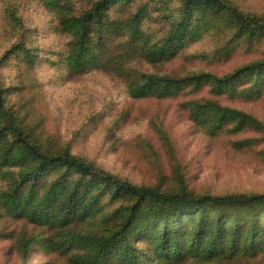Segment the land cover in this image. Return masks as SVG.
I'll use <instances>...</instances> for the list:
<instances>
[{
	"label": "rangeland",
	"instance_id": "374dc122",
	"mask_svg": "<svg viewBox=\"0 0 264 264\" xmlns=\"http://www.w3.org/2000/svg\"><path fill=\"white\" fill-rule=\"evenodd\" d=\"M97 1L0 0V80L12 108L25 115L26 126L43 140L53 139L78 159L132 184L171 193L186 188L195 195L264 194V78L256 81L255 76H247L233 92L213 89V83L207 82L196 92L188 91V87L166 97L139 96L130 84L151 75H209L211 78L206 79L210 81L212 77L223 78L251 62L264 60V40L251 48L232 50L224 57L220 49L230 35L198 25L197 14L191 16L184 34L172 36L181 18L179 1L121 0L108 5L103 23L92 25L90 31L95 43H127L126 77L117 76L113 70L72 72L68 63L77 48L72 18L83 16ZM233 1L246 13L264 15V0ZM135 25L148 40L146 51L173 45L164 62L152 63L128 45ZM135 43L139 45L138 40ZM257 86L259 93L251 90ZM189 100L217 101L257 122L233 131L231 124L223 129L207 122L200 125L190 117L186 107ZM64 174L62 169L49 172L39 181L34 199L53 185L59 188V194L73 191L75 175ZM23 188L18 168L0 162V264H76L72 257L85 252V246L57 251L47 241L50 228L8 214L5 199L17 190L27 191ZM82 192V208L69 225L70 233L80 237L106 233L113 212L131 204L98 193L95 188ZM259 214L264 222V209ZM231 215L239 222L251 216L205 206L191 215L186 212L175 219V224L188 225L194 217L195 222L189 225L195 231L203 219L215 223L223 219V224L231 225ZM63 238L51 229V239ZM200 239L199 247L209 243L205 232ZM136 243L141 264H168L152 253L145 241L139 238ZM208 253L182 264H227ZM242 264H264V255Z\"/></svg>",
	"mask_w": 264,
	"mask_h": 264
},
{
	"label": "trees",
	"instance_id": "16d2710c",
	"mask_svg": "<svg viewBox=\"0 0 264 264\" xmlns=\"http://www.w3.org/2000/svg\"><path fill=\"white\" fill-rule=\"evenodd\" d=\"M119 1L121 0H99L83 16L72 18L77 48L68 63L70 71L80 73L93 69L113 70L117 76L126 77L124 57L127 56V43L120 46L109 40L95 43L90 31L92 25L103 23L105 8ZM177 1L181 4V18L171 31L173 37L184 34L191 16L197 14L198 25L204 28L209 26L215 33L230 35L220 47L224 57L232 50L243 46L251 48L264 40V15L246 13L233 0ZM137 40L139 45L135 43ZM129 42L131 48L139 54L144 53L152 63L164 62L173 49V45L169 44L150 47L146 51L148 40L137 25L134 26ZM251 75L256 77V81L264 78V60L251 62L223 78L212 77L211 81L206 79L211 78L209 75L188 78L151 75L143 82L133 81L130 84L136 87L139 96L166 97L172 93L184 92L188 87V91L196 92L207 82L213 83V89H229L233 92L241 80ZM251 88L257 93L261 91L259 86ZM186 107L190 117L198 124L205 126L207 122L216 129H223L231 124L233 129L230 127L228 130L233 131L244 124L257 122L246 113L217 101L189 100ZM26 125L25 115L12 108L0 80V162L4 166L18 168L23 190H27L12 193L5 199L4 205L10 216L50 228L47 241L52 243L55 250L68 252L75 245L85 246V252L73 255L72 261L76 264H141L142 257H139L140 250L137 247L139 244L136 243L139 238L147 243L152 253L161 256L168 264H182L205 252H209L210 257L223 258L227 264H242L264 255V222L259 214L264 209V194L195 195L186 188L171 193L163 192L159 187L132 184L94 163L78 159L68 147L53 139L48 142L43 140ZM59 169L68 176L75 175L73 191L59 194V188L53 185L35 200L34 193L39 181L49 172ZM21 187L22 185L18 189ZM94 188L98 193L102 191L112 199H122L131 204L113 212L110 216L111 226L106 233L84 237L74 235L75 233H70L69 225L78 217V210L82 208L84 195L81 193ZM205 206L242 211L251 216L245 222H239L231 215V225L223 224V219L217 223L203 219L201 227L195 231H191L189 225L195 222L194 217L187 222L188 225L186 222L175 224V219L181 215L188 211L191 215L193 210ZM51 229L58 236L61 233L64 238L58 241L51 239ZM204 232L209 243L204 242L199 247L198 241L203 240L200 238H203ZM195 233L198 235L194 237ZM23 240L25 238L21 243ZM24 243L27 245L28 241Z\"/></svg>",
	"mask_w": 264,
	"mask_h": 264
}]
</instances>
